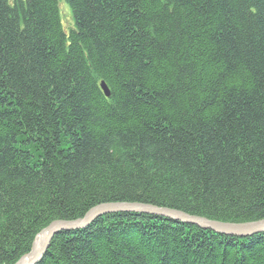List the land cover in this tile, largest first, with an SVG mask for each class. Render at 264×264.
I'll return each mask as SVG.
<instances>
[{
    "label": "trees",
    "instance_id": "obj_1",
    "mask_svg": "<svg viewBox=\"0 0 264 264\" xmlns=\"http://www.w3.org/2000/svg\"><path fill=\"white\" fill-rule=\"evenodd\" d=\"M64 2L68 32L59 0H0V264L103 203L264 219V0ZM37 264H264V233L118 213Z\"/></svg>",
    "mask_w": 264,
    "mask_h": 264
},
{
    "label": "water",
    "instance_id": "obj_2",
    "mask_svg": "<svg viewBox=\"0 0 264 264\" xmlns=\"http://www.w3.org/2000/svg\"><path fill=\"white\" fill-rule=\"evenodd\" d=\"M100 87L105 96L108 97L109 91L105 84L101 83ZM126 212L161 216L173 221L194 225L201 229L210 230L214 233L227 236L248 237L253 234L264 232V221L252 222L244 225L223 224L203 217L192 216L179 210L157 207L150 204L136 202L104 203L91 208L82 218L73 221L57 220L51 222L35 236L29 253L21 257L14 264H37L46 253L48 243L57 232L83 229L99 217L108 214Z\"/></svg>",
    "mask_w": 264,
    "mask_h": 264
},
{
    "label": "rangeland",
    "instance_id": "obj_3",
    "mask_svg": "<svg viewBox=\"0 0 264 264\" xmlns=\"http://www.w3.org/2000/svg\"><path fill=\"white\" fill-rule=\"evenodd\" d=\"M59 12L61 13L62 25L64 27L63 29L65 30V32H68L69 27H73V20L70 13V9L68 5L64 2V0H59Z\"/></svg>",
    "mask_w": 264,
    "mask_h": 264
},
{
    "label": "bare ground",
    "instance_id": "obj_4",
    "mask_svg": "<svg viewBox=\"0 0 264 264\" xmlns=\"http://www.w3.org/2000/svg\"><path fill=\"white\" fill-rule=\"evenodd\" d=\"M104 204V203H103ZM98 205H100V204H98ZM98 205H95L94 207H96V206H98ZM94 207H92V208H94ZM91 209V208H90ZM89 209V210H90ZM88 210V211H89ZM87 211V212H88ZM115 214H118V213H115ZM108 215H111V214H108ZM151 216H155V215H151ZM158 217H161V216H158ZM162 218H164V217H162ZM173 221V220H172ZM259 221H264V219H262V220H258V221H255V222H259ZM175 222H177V221H175ZM217 222H220V223H223V224H234V225H244V224H248V223H252V222H243V223H230V222H221V221H217ZM178 223H181V222H178ZM183 224V223H182ZM184 225H188V224H184ZM88 227V226H87ZM87 227H85V228H87ZM85 228H83V229H85ZM78 230H81V229H78ZM71 231H75V230H71ZM61 232H65V231H60V232H57L53 237H52V239L56 236V235H58L59 233H61ZM262 233H264V232H262ZM38 234V233H37ZM36 234V235H37ZM260 234V233H259ZM35 235V236H36ZM254 235H257V234H253V235H250V236H248V237H252V236H254ZM228 236H230V235H228ZM235 237H238V236H235ZM238 238H247V237H238ZM34 239H35V237L33 238V241H34ZM52 239L50 240V242L52 241ZM33 241H32V243H33ZM50 242L48 243V247H49V245H50ZM32 243H31V245H32ZM31 248V247H30ZM48 249V248H47ZM29 251H30V249H29ZM29 251L26 253V254H28L29 253ZM47 251V250H46ZM26 254H24V255H22L21 257H23V256H25ZM21 257H19V259L21 258ZM18 259V260H19Z\"/></svg>",
    "mask_w": 264,
    "mask_h": 264
}]
</instances>
